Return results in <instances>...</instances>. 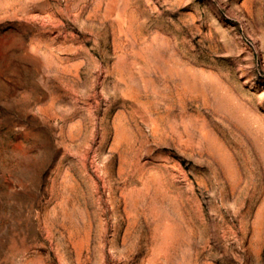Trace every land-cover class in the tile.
I'll use <instances>...</instances> for the list:
<instances>
[{
    "label": "rangeland",
    "instance_id": "rangeland-1",
    "mask_svg": "<svg viewBox=\"0 0 264 264\" xmlns=\"http://www.w3.org/2000/svg\"><path fill=\"white\" fill-rule=\"evenodd\" d=\"M0 264H264V0H0Z\"/></svg>",
    "mask_w": 264,
    "mask_h": 264
}]
</instances>
